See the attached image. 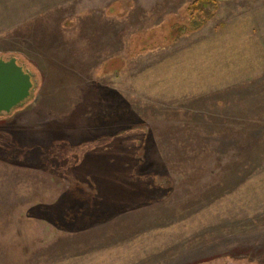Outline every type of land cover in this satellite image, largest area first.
Masks as SVG:
<instances>
[{
  "label": "rangeland",
  "instance_id": "374dc122",
  "mask_svg": "<svg viewBox=\"0 0 264 264\" xmlns=\"http://www.w3.org/2000/svg\"><path fill=\"white\" fill-rule=\"evenodd\" d=\"M0 57L60 164L0 157V264L264 259V0H0Z\"/></svg>",
  "mask_w": 264,
  "mask_h": 264
},
{
  "label": "water",
  "instance_id": "95a60500",
  "mask_svg": "<svg viewBox=\"0 0 264 264\" xmlns=\"http://www.w3.org/2000/svg\"><path fill=\"white\" fill-rule=\"evenodd\" d=\"M33 87V75L18 63L16 57H0V117L25 107Z\"/></svg>",
  "mask_w": 264,
  "mask_h": 264
},
{
  "label": "crops",
  "instance_id": "0c3cea01",
  "mask_svg": "<svg viewBox=\"0 0 264 264\" xmlns=\"http://www.w3.org/2000/svg\"><path fill=\"white\" fill-rule=\"evenodd\" d=\"M27 106H28V104L25 107L14 111L11 115L0 117V121L10 119L16 113L23 111ZM47 156H49V158L52 157L54 159L50 158L48 160ZM0 157H3L5 159H8V160H10L12 162H16V163L27 164L26 162H29V163H32L31 165L34 167H38V166H42V165H47V166L49 165L50 167L53 166V168H54L55 166L56 167L60 166V164H58V162L56 160L55 154H53L52 156L47 155L40 148L19 149L14 144H12L7 138L4 140L3 137H1V136H0ZM55 171H57V170H55ZM60 173L66 174L65 172H60ZM64 174H62V175L67 177V179H68V177H70L67 174L66 175H64Z\"/></svg>",
  "mask_w": 264,
  "mask_h": 264
},
{
  "label": "flooded vegetation",
  "instance_id": "af4514ba",
  "mask_svg": "<svg viewBox=\"0 0 264 264\" xmlns=\"http://www.w3.org/2000/svg\"><path fill=\"white\" fill-rule=\"evenodd\" d=\"M260 258V257H259ZM254 259H257L256 258V256L254 257ZM262 260H260V262H258V264H263V262H264V259L263 258H261ZM258 260V259H257Z\"/></svg>",
  "mask_w": 264,
  "mask_h": 264
},
{
  "label": "trees",
  "instance_id": "16d2710c",
  "mask_svg": "<svg viewBox=\"0 0 264 264\" xmlns=\"http://www.w3.org/2000/svg\"><path fill=\"white\" fill-rule=\"evenodd\" d=\"M35 85V84H34ZM33 97V94H32V96H31V98Z\"/></svg>",
  "mask_w": 264,
  "mask_h": 264
}]
</instances>
